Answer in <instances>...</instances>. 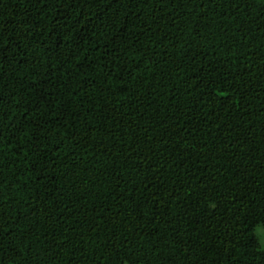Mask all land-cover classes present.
I'll return each mask as SVG.
<instances>
[{"label": "trees", "instance_id": "trees-1", "mask_svg": "<svg viewBox=\"0 0 264 264\" xmlns=\"http://www.w3.org/2000/svg\"><path fill=\"white\" fill-rule=\"evenodd\" d=\"M264 0H0V264H264Z\"/></svg>", "mask_w": 264, "mask_h": 264}, {"label": "rangeland", "instance_id": "rangeland-1", "mask_svg": "<svg viewBox=\"0 0 264 264\" xmlns=\"http://www.w3.org/2000/svg\"><path fill=\"white\" fill-rule=\"evenodd\" d=\"M254 232L260 243V246L264 248V223L256 226Z\"/></svg>", "mask_w": 264, "mask_h": 264}]
</instances>
